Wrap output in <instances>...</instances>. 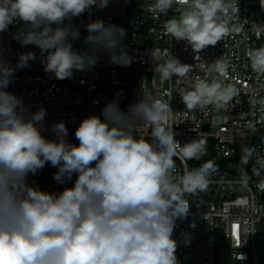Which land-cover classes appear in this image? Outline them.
Wrapping results in <instances>:
<instances>
[{"label":"clouds","instance_id":"9594fccd","mask_svg":"<svg viewBox=\"0 0 264 264\" xmlns=\"http://www.w3.org/2000/svg\"><path fill=\"white\" fill-rule=\"evenodd\" d=\"M109 0H0V33L22 22L14 34L23 48L39 50L43 71L56 80L94 69L102 54L107 63L127 67L133 57L123 41L126 30L102 19L81 30L73 20ZM183 5V10L174 6ZM264 8V0H260ZM174 9L180 18L163 22L162 29L184 40L195 53L215 46L238 32L230 27L238 13L229 0H155L146 11L158 20ZM252 70L264 75V47L246 52ZM200 57H195L198 60ZM37 59L34 51L18 54L16 63L0 54V264H178L173 232L187 218L186 194L207 188L211 162L174 176V157L180 148L186 160L203 154L196 139L181 146L166 124L169 102L154 98L141 87L140 99L120 107V93L99 115L83 118L72 143L64 121H47V110L33 111L10 85L18 70ZM205 78L191 90L180 89L186 109L222 106L234 95L212 73L227 78L228 62L216 59L200 65ZM193 65L172 55L157 67L161 79L181 85ZM150 126L147 135L141 134ZM50 132L51 138L45 133ZM46 166L56 169L53 180L62 190H42L30 177ZM75 180L73 181V177Z\"/></svg>","mask_w":264,"mask_h":264},{"label":"built area","instance_id":"2783aa9c","mask_svg":"<svg viewBox=\"0 0 264 264\" xmlns=\"http://www.w3.org/2000/svg\"><path fill=\"white\" fill-rule=\"evenodd\" d=\"M229 2L238 8L229 26H237L240 30L198 54L187 41L175 40L162 29L165 20L180 18L183 5L174 6L180 11L171 9L158 20L146 11L155 0H128L122 16H115L105 8H93L90 14L73 20L81 30V40L75 42L74 47H85V25L90 20L102 19L126 30L123 44L133 57L132 63L127 67L110 65L107 54H102L94 69L76 72L71 79L65 80H56L43 71L38 49L23 48L16 42L15 32L24 27L22 22H17L7 32L0 33V54L12 64L16 63L19 53L29 50L36 52L37 59L28 68L35 72L16 74L9 91L22 97L33 111L44 107L49 123L64 121L71 142L78 143L74 137L76 127L83 118L99 115L105 104L112 100L114 89L129 90L130 103H133L140 99L142 87L154 98L169 102L171 111L165 122L173 128L181 146L197 139L203 153L208 151L214 156L212 164L235 156L246 160L245 155L250 165L264 172V75L252 70L246 55L248 50L264 47V8L260 0ZM170 55L181 63L193 65L188 78L179 86L175 84V76L172 80H163L156 71ZM197 55L198 60L195 59ZM216 59L228 62V77L212 73L206 78L209 82L217 79L225 87L233 88L234 95L222 106L210 104L203 110L199 107L186 109L179 90H191L197 78L206 76L200 65L211 64ZM148 132L150 126L141 130L144 135ZM45 135L51 138L50 132ZM199 158L206 160L203 154ZM173 159L174 176L194 170L180 148ZM52 169L46 166L30 180L49 192L72 186L71 182L63 186L57 184L52 178L56 169ZM184 198L189 201V213L186 219L177 222L173 232L178 264H222V251L229 264H260L255 244L257 240L264 243L263 182L254 180L241 163L229 161L209 171L205 190L186 194Z\"/></svg>","mask_w":264,"mask_h":264},{"label":"rangeland","instance_id":"374dc122","mask_svg":"<svg viewBox=\"0 0 264 264\" xmlns=\"http://www.w3.org/2000/svg\"><path fill=\"white\" fill-rule=\"evenodd\" d=\"M128 2V0H116V1H111L109 0L108 6L105 8L107 11H109L111 14L115 16H122L123 14V6ZM205 158H209L210 161L214 162L215 158L210 154V152L203 153ZM228 165V164H226ZM199 165L193 164L192 167L193 169H197ZM256 251L258 253V258L260 264H264V243L261 241H256ZM229 259L227 258V255L225 251L221 252V263L222 264H229Z\"/></svg>","mask_w":264,"mask_h":264},{"label":"water","instance_id":"95a60500","mask_svg":"<svg viewBox=\"0 0 264 264\" xmlns=\"http://www.w3.org/2000/svg\"><path fill=\"white\" fill-rule=\"evenodd\" d=\"M130 9H131V4H129L127 6V14H130ZM122 109L125 110L124 106L121 104ZM192 164L195 165H202L205 162H208L207 160L203 159V158H198V159H191L189 160ZM229 161H237L239 163H241L245 169L248 171L249 175L256 181H261L264 183V172H261L260 170H258L256 167L250 165L244 158L240 157V156H235V157H231V158H223L222 160H220L219 162L213 164L214 167L210 170H214L218 167H221L224 165L225 162H229ZM52 171H54V168L52 169Z\"/></svg>","mask_w":264,"mask_h":264},{"label":"trees","instance_id":"16d2710c","mask_svg":"<svg viewBox=\"0 0 264 264\" xmlns=\"http://www.w3.org/2000/svg\"><path fill=\"white\" fill-rule=\"evenodd\" d=\"M35 70H31L28 68L22 69V70H18L16 74H23V73H34ZM113 93H120V98L119 101L121 102V104L124 106L125 110L127 109V106L130 104V97H129V90H124V89H114ZM244 157L246 158V160L249 162V159L244 155ZM206 160L208 162H212L210 161L209 158H206ZM200 166H198L199 168Z\"/></svg>","mask_w":264,"mask_h":264}]
</instances>
